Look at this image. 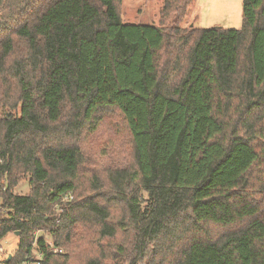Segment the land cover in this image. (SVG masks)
Instances as JSON below:
<instances>
[{"label": "trees", "instance_id": "1", "mask_svg": "<svg viewBox=\"0 0 264 264\" xmlns=\"http://www.w3.org/2000/svg\"><path fill=\"white\" fill-rule=\"evenodd\" d=\"M196 2L155 25L123 0H0L4 264L35 244L40 264H264V0L186 29ZM116 112L130 159L97 164L85 140Z\"/></svg>", "mask_w": 264, "mask_h": 264}, {"label": "rangeland", "instance_id": "2", "mask_svg": "<svg viewBox=\"0 0 264 264\" xmlns=\"http://www.w3.org/2000/svg\"><path fill=\"white\" fill-rule=\"evenodd\" d=\"M163 0H123L122 18L126 23L133 24H159V13L162 8ZM243 26V0H197L194 9L187 21L182 27L189 29L215 28L223 27L225 29H241ZM88 151L96 157L97 164H101L107 158L117 156L120 160L130 159L131 146L130 137L126 125L118 112L104 115V121L101 123L98 131L90 135L85 140ZM108 155V156H107ZM107 156V157H105ZM0 180V190H1ZM30 192L29 178L23 179L14 189L17 195H28ZM147 200V194L143 193ZM2 199L0 198V212L5 215L1 208ZM37 237H45L51 240L46 232H38ZM18 245V236L16 234L8 235L0 242V248L4 250L0 254V264H4L9 256L16 250ZM60 249V248H59ZM66 254L68 251L61 249ZM29 260L36 262L42 257L35 244L34 250Z\"/></svg>", "mask_w": 264, "mask_h": 264}, {"label": "built area", "instance_id": "3", "mask_svg": "<svg viewBox=\"0 0 264 264\" xmlns=\"http://www.w3.org/2000/svg\"><path fill=\"white\" fill-rule=\"evenodd\" d=\"M70 200H71V197H68V198L65 199V201H70ZM51 249H52V251H53L54 253L62 252L61 249L56 248V247H54L53 245L51 246ZM3 252H4V250H3L2 248H0V254H2ZM21 264H40V263H39L38 261L33 262V261H31V260H26V261L22 262Z\"/></svg>", "mask_w": 264, "mask_h": 264}, {"label": "water", "instance_id": "4", "mask_svg": "<svg viewBox=\"0 0 264 264\" xmlns=\"http://www.w3.org/2000/svg\"><path fill=\"white\" fill-rule=\"evenodd\" d=\"M16 235H18V234H16ZM11 259H12V256H9L7 263H9L11 261Z\"/></svg>", "mask_w": 264, "mask_h": 264}]
</instances>
